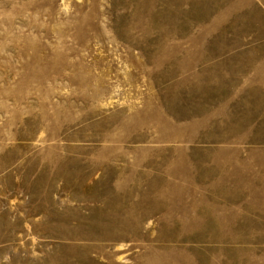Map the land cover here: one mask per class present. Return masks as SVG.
I'll use <instances>...</instances> for the list:
<instances>
[{"label":"rangeland","instance_id":"374dc122","mask_svg":"<svg viewBox=\"0 0 264 264\" xmlns=\"http://www.w3.org/2000/svg\"><path fill=\"white\" fill-rule=\"evenodd\" d=\"M0 264H264V0H0Z\"/></svg>","mask_w":264,"mask_h":264}]
</instances>
